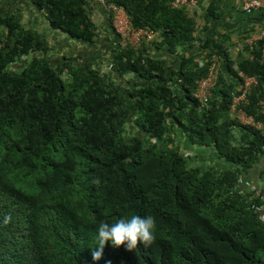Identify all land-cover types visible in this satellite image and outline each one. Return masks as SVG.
I'll return each instance as SVG.
<instances>
[{
    "label": "trees",
    "instance_id": "obj_1",
    "mask_svg": "<svg viewBox=\"0 0 264 264\" xmlns=\"http://www.w3.org/2000/svg\"><path fill=\"white\" fill-rule=\"evenodd\" d=\"M109 1L123 7L133 26L158 32L155 45L177 55V66L147 56L140 50L144 44L118 46L111 70L142 79L128 90L69 61L61 64L66 80L40 57L8 69L21 56L49 47L14 14L0 12V264H264V208L254 209L258 198L247 199L238 182L255 173L264 155L258 106L264 62L257 50L264 36L251 46V59L238 51L241 57L232 60L223 46L224 71L237 81L239 71L256 80L242 109L263 123L258 129L228 116L236 93L230 84L199 108L192 93L209 62L193 66L191 56L178 54V47L199 41L191 15L169 0ZM31 2L51 29L81 42L94 36L88 0ZM217 7L208 3L205 23L219 15ZM208 42L222 46L206 37L201 47ZM129 116L138 132L125 138ZM175 129L190 147H210L222 168L186 167L187 154L162 143L172 141L168 132ZM232 129L239 138L233 140ZM258 173L264 181V171ZM132 215L154 218L156 240L133 250L109 241L93 260L98 225Z\"/></svg>",
    "mask_w": 264,
    "mask_h": 264
},
{
    "label": "rangeland",
    "instance_id": "obj_2",
    "mask_svg": "<svg viewBox=\"0 0 264 264\" xmlns=\"http://www.w3.org/2000/svg\"><path fill=\"white\" fill-rule=\"evenodd\" d=\"M207 1H214L217 2V4L220 2V0ZM91 3L92 2H89L87 6V13L95 26L94 36L89 42H81L69 37L66 33L60 30L51 29L49 27L48 19L45 13L41 9H37L31 0H0V12L2 14H5L6 12L14 14L24 28L34 30L42 35L49 47V50L45 53L34 51L21 56L18 60L11 63V65L8 66V69H19L20 67L24 66L32 57H40L46 59L49 65L55 67L59 76L64 80H66L68 77L65 72V68H62L61 64L65 61H69L72 64L81 65L85 69H93L97 71V73L105 80L111 81L113 84L123 90H128L133 86L140 85L142 79H140L136 74H119L111 70L110 63L113 54L118 48L117 39L112 32L108 21H105L101 13L94 12V8ZM216 27L218 30L219 27ZM205 30L206 26H199V24L195 26L194 36L196 39H199V41H194L193 44L189 46L190 48L185 52V54H188V56L192 57L194 61L193 66L198 62L206 64L207 62L210 63L211 61L214 63V65H217L218 70L216 76V86L218 85V87L213 92L214 88L216 87L215 86L213 89H210V92L208 93H210L209 98L219 99L220 94L218 91L222 87L230 84L232 85L234 91H237L239 88V82L233 78L231 73L225 72L222 66L224 62L223 45L229 49L232 48V46H236L232 52H230L231 54H229V56L230 59L237 61L241 57L239 53H235L236 48L240 45V39L235 36L233 40H227L225 35L221 34L220 38H218L221 40L219 41V43L222 45L221 48L212 47L211 42H208L206 47H201L200 43L204 40V36H202V34H204ZM155 42L157 43L156 39H154L153 42L144 44V46L140 47V50H142L147 56L161 60L162 64H164L166 67L170 65L176 67L179 60L178 56L168 54L165 49L157 47ZM179 48L181 47H178V49ZM175 84L176 83H172L171 86L175 87ZM127 102L130 106L133 104V100H127ZM237 109L238 110L235 109L231 112L228 111V116L239 121V106ZM132 122L133 118L129 116L123 124L122 135L125 138H130L133 134L138 132ZM241 122H243V120ZM232 131L233 140H235V138H239L240 132L235 129H232ZM168 134L172 141L167 142L164 140V142H162L163 145L165 147H175L180 153L187 154L186 167L190 168L198 166L199 168H202V170L211 168L216 171L222 168L219 164L220 161L212 156L213 152L210 147H200L196 150H193V156L191 157V147L184 133L181 130L175 129L174 131H169ZM259 159L260 161L255 164L256 170L253 171V173L255 172L254 174H258V177L261 176L258 172L264 171V155ZM252 179L243 176L239 177L238 182L243 184H254ZM259 179L261 178L259 177ZM262 182V184H264V181Z\"/></svg>",
    "mask_w": 264,
    "mask_h": 264
},
{
    "label": "built area",
    "instance_id": "obj_3",
    "mask_svg": "<svg viewBox=\"0 0 264 264\" xmlns=\"http://www.w3.org/2000/svg\"><path fill=\"white\" fill-rule=\"evenodd\" d=\"M98 4L106 14L107 21L110 24L111 30L117 39V46L121 48L136 49L141 44H147L155 39L156 31L150 28L135 27L131 24L122 6L115 4L109 0H88ZM231 3L238 12L245 18L244 28L240 34V45L236 51L242 52L249 59L253 57L252 47L258 45L257 40L264 36V0H225ZM199 0H169V5L173 8H182L188 15L198 7ZM225 46V45H223ZM232 48H226V51L232 52ZM245 47V48H244ZM260 53V59L264 62V42L257 46ZM197 66H202V62H198ZM217 65L211 61L207 66L206 73L195 81V88L192 95L196 98L199 108L206 106L210 96V89L216 86ZM239 78V88L236 93H231L229 103V111H234L239 106V118L242 124H248L255 128L263 127V123L253 121L250 115H246L242 106L246 102L252 85L256 84V80L252 76L244 75L242 72H237ZM259 112L264 113V100L259 102ZM248 192L247 199L258 198L259 203L254 204V209L262 210L264 208V185H244Z\"/></svg>",
    "mask_w": 264,
    "mask_h": 264
},
{
    "label": "clouds",
    "instance_id": "obj_4",
    "mask_svg": "<svg viewBox=\"0 0 264 264\" xmlns=\"http://www.w3.org/2000/svg\"><path fill=\"white\" fill-rule=\"evenodd\" d=\"M10 217H5L4 222L8 223ZM155 220L152 216L141 217L132 215L131 218L121 217L115 223H101L97 227L96 250L92 252L93 260L100 259L103 247L106 242H111V246L119 247L124 245L127 250H133L138 243L145 246L151 245L156 237L153 234Z\"/></svg>",
    "mask_w": 264,
    "mask_h": 264
},
{
    "label": "crops",
    "instance_id": "obj_5",
    "mask_svg": "<svg viewBox=\"0 0 264 264\" xmlns=\"http://www.w3.org/2000/svg\"><path fill=\"white\" fill-rule=\"evenodd\" d=\"M208 3L209 1L207 0H199L198 7L195 8L191 13V17L194 19V22L196 21L195 26L197 24H199V26H204V27L206 26V30L204 31V34H202V36H204V39L206 37L218 39L220 38L221 34H224L227 40L229 39L233 40L235 36L238 37L239 39L240 34L242 33V29L244 28V26H246V24L244 23L245 18L240 14V12H238L237 9L231 3H228L225 0H220L217 7V12H219V15L217 17L211 18L209 21H207V23H205L203 19V15ZM91 5L94 8V12L101 13L105 21H107L106 14L103 11V9L94 2H92ZM195 26H194V31H195ZM216 26L219 27L218 30L216 29L217 28ZM155 39L157 40L160 39L158 32H156ZM189 48H190L189 46L180 48L178 50L179 51L178 54H182V53L185 54V52ZM235 53H237V51ZM196 149L197 148L195 146H191V152ZM247 177H249L250 179L253 178L252 179L253 181L256 179L257 183L254 182L253 183L257 186L264 185L262 184L263 182L261 179H259L258 175L255 176L254 174L253 175L248 174Z\"/></svg>",
    "mask_w": 264,
    "mask_h": 264
}]
</instances>
